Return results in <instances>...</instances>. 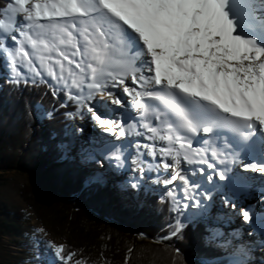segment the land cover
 <instances>
[{
    "label": "snow or ice",
    "instance_id": "snow-or-ice-1",
    "mask_svg": "<svg viewBox=\"0 0 264 264\" xmlns=\"http://www.w3.org/2000/svg\"><path fill=\"white\" fill-rule=\"evenodd\" d=\"M0 58L13 84L35 85L37 78L47 83L43 70L53 81V95L66 90L76 105L70 115L85 126L94 120L115 140L126 141L117 146L115 140L89 138L88 147L76 150L84 162L99 157L120 172L124 151L133 147L127 141L144 136L147 143H135L137 157H159L157 177L163 169L170 173L166 186L177 180L183 185V203L167 192L178 216L207 220L219 198L231 211L217 221L226 226L239 216L249 222L247 239L240 229L207 228L221 253L213 264H255L256 251H264V181L258 185L250 175L264 178V0H0ZM97 92L122 109L118 122L102 118L108 111L103 102L90 104ZM133 105L139 117L129 110ZM194 140L212 143L211 162ZM156 141L166 146L157 148ZM57 148L68 156L76 145L73 139ZM151 174L152 163H141L136 182L120 188H150ZM107 180L98 172L88 183ZM253 193L262 199L244 207L236 203L242 196L255 199ZM183 228L181 220L174 235ZM39 245L36 240L37 260ZM45 248L54 249L46 264H81L63 244Z\"/></svg>",
    "mask_w": 264,
    "mask_h": 264
},
{
    "label": "trees",
    "instance_id": "trees-1",
    "mask_svg": "<svg viewBox=\"0 0 264 264\" xmlns=\"http://www.w3.org/2000/svg\"><path fill=\"white\" fill-rule=\"evenodd\" d=\"M9 77L0 58V184L9 171L27 176L22 199L44 232L63 239L65 251L75 249L87 264H213L221 255L205 236V220L185 223L174 235L180 220L167 200L142 189L117 191L109 181L88 183L103 164L66 159L57 148L69 139V113L76 108L66 90L53 95L51 80L24 87ZM25 222V211L0 202V239ZM24 245L35 243L29 238ZM24 264L45 262L32 258Z\"/></svg>",
    "mask_w": 264,
    "mask_h": 264
},
{
    "label": "rangeland",
    "instance_id": "rangeland-1",
    "mask_svg": "<svg viewBox=\"0 0 264 264\" xmlns=\"http://www.w3.org/2000/svg\"><path fill=\"white\" fill-rule=\"evenodd\" d=\"M1 59L3 60L4 66L9 71L8 65L5 62V60L3 58H1ZM36 66H37V68H39V65L37 62H36ZM20 71L24 74H28L27 70L25 68H21ZM41 71H42V75L45 76V79H51L50 77H47V74L45 72H43V70H41ZM74 91L75 90H73V92ZM101 94L102 93L97 92L95 94L92 102H96V101L103 102L107 106L108 111L105 112V114L103 115L102 118L111 119L112 114H111V111H109V110H112V108L115 106L113 104H111L110 102H108L109 100L106 101V99H104V100L100 99ZM117 94L120 95L121 93L118 91ZM71 113H74V112H71ZM40 114H41L42 118H44L46 116L42 112H40ZM97 114H99V112ZM69 116H70L71 120H70V123L68 124L67 130H68V132L73 133V135H69L68 141L73 140V139L75 140L76 138L83 139L77 145V149L81 145L88 147L89 146V138H92L94 134H95L94 136H96V138H99L101 140H105V141L115 140L114 137L108 136V134L94 120H91V119L87 120L86 126L84 125V127H83V133L80 134L79 130L81 129V127L80 128L78 127V120L80 119L79 116L78 115H75V116L69 115ZM122 142L126 143L123 139L115 140V143L117 146L121 145ZM135 143L136 142H133V141L131 142V144L133 145V147L131 149L129 148V149H127V151L121 150V151H124V155L127 157V159L125 160V168L122 170L123 172H126V174H125L126 179L122 183H135L136 180L134 178L138 175V169H139L140 164L141 163H144L145 165L147 164V160H146V158L148 157L147 155H146L144 161L136 162L137 155H136L135 150H134ZM115 151L116 150L114 149L113 152H115ZM112 154H113L112 152H109V153H106V156H110ZM74 155H75V157H74ZM64 157L66 159L67 158L68 159H75L79 163L84 162L82 160V158L76 154V152L72 156L71 155H68V156L64 155ZM96 161L99 162L100 158L97 157ZM100 163L104 164V167L100 168V170L98 172L105 173V175H107V177H108L107 181H109L110 184L112 185L111 187L115 190H118V185L113 183L112 177H113V175H119V173L121 171L116 172L114 170V168H110L109 163L106 160H104ZM111 164L114 166L115 161H112ZM153 176H154V171H153V174H151L149 177L146 178L147 184L150 186V188H145L146 190L150 191L152 194H158L162 198L170 200L171 205H172L171 197L167 196V192L171 191L173 193V195H175L177 197V199L180 200L181 203H183V196L181 195V193L175 192L176 191L175 189L173 190L172 188H168V186H166L164 184L165 178L157 177V176L153 177ZM3 178H4V180L0 184V202L6 203L7 205L14 207L16 209H20V210L25 211L26 212V222L23 224L22 229L18 230L17 232L6 230V232L2 235V237L0 239V261L3 263L24 264L26 261L36 257L37 248L35 245H36V240H39L40 241L39 254L41 255L40 260L42 262H45V264H46V262L54 255V249L53 250H46L45 244L46 243H52L54 245L63 244L65 246L64 241L58 235L44 232L42 227H41V224L37 221L34 213L32 212V210L29 209L28 205L22 199L20 192H19V189L23 184H25L28 181L27 176L21 172L9 171V172H6L4 174ZM157 179L159 180L158 184L156 183ZM152 180H154L155 183L152 182ZM109 182L105 183V184L110 185ZM181 189H182V186H180V190ZM222 205L223 204L221 203L220 199L218 198L216 201V204L212 210L211 218L213 219V223H206L205 226L207 228L218 226L216 224V219H215V217L217 215L225 216L230 212V210H227L229 212L225 211L227 213L222 214L221 209H220V208H222ZM223 210H224V207H223ZM188 211L194 212L195 210L189 209ZM3 216H5V214L1 215V217H3ZM179 218H180V220L183 221L184 224L189 222L188 220H184L181 216ZM240 218L241 217H239V216H236L233 218L232 221L236 222V224H234L235 228H233V229L234 230L240 229L244 238L247 239L248 238L247 234L249 233V232H247L248 228H245V225L242 224V222L241 223L239 222V221H242V218L241 219ZM222 224H223V221H222ZM224 228L227 229V230H224L225 232H229L228 229H230V228H227L225 226H224ZM38 230H42V231H38ZM243 230H245V232H242ZM29 238L35 243V245H34V247L25 248V247H27V245H24V241L26 239H29ZM68 251L74 252L76 254L75 260L81 261V264H87L83 260L82 256H80L76 252L75 249L71 248ZM255 256H256L255 264H261L260 258L264 257V251H256ZM204 261H206V260H204ZM206 263H207V261H206Z\"/></svg>",
    "mask_w": 264,
    "mask_h": 264
},
{
    "label": "bare ground",
    "instance_id": "bare-ground-1",
    "mask_svg": "<svg viewBox=\"0 0 264 264\" xmlns=\"http://www.w3.org/2000/svg\"><path fill=\"white\" fill-rule=\"evenodd\" d=\"M116 55H117V57L119 56V52H117L116 53ZM38 63V62H37ZM38 65H39V63H38ZM129 86H131V84H130V82H129ZM119 95V94H118ZM100 99H106V101L108 100V97H107V94L106 93H102L101 94V96H100ZM108 102H110V101H108ZM91 104H94V103H96V102H90ZM115 107H113L112 108V110H109V111H111V114H112V118L111 119H113V120H116L117 122L120 120V118H119V115H120V112L122 111V109H119L116 105H114ZM110 114V115H111ZM111 117V116H110ZM79 119V118H78ZM84 125H85V121H82V120H78V127L80 128V127H84ZM95 135V134H94ZM109 136V135H108ZM83 139H80V138H76L75 140H74V142H75V145H76V148H74V150H73V153L71 154V156L76 152V150H77V145L79 144V142L80 141H82ZM138 140H142V143H147L148 141H146L145 140V138L144 139H142V138H140V139H138ZM125 141V140H124ZM122 144H124L123 142H122ZM162 146H166L165 144H164V142H160V141H156V147L157 148H159V147H162ZM74 157H75V155H74ZM146 157V156H145ZM148 160H150L151 161V163L152 164H156L157 162H158V160H159V157H157V160L156 161H153L152 159H151V157H149V158H147ZM141 160H140V158L139 157H137V159H136V162H140ZM169 163H171V160H169ZM182 167H184V165L182 164ZM155 170H156V165H155ZM155 172V171H154ZM161 175H163L162 176V178H165V180L166 179H169L170 178V173H168V172H165L163 169H161ZM250 175H254V174H250ZM156 176V174L153 176V177H155ZM261 179V178H260ZM260 180L259 179H257V184H258V182H259ZM173 184H180L181 186H182V188H183V185H182V183L179 181V180H177L176 182H174ZM180 193H181V195L183 196V191H180ZM253 196L255 197V199H251V198H244L243 196L239 199V200H237L236 201V203L237 204H239L241 207H244V206H246V205H248V204H255L256 203V199H258V198H260L259 196H258V194H256V193H253ZM224 207H225V205H224ZM259 208V207H258ZM195 210V209H194ZM241 219V218H240ZM216 224L218 225L217 227H222V229L223 230H227V229H225L224 228V226H225V224H224V221H223V224H222V220L221 221H217L216 220ZM215 224V225H216ZM234 224H236V222H234V221H232L231 223H229V224H227L225 227H227V228H230V229H228V231L229 232H231V231H233L234 229L233 228H235V226H234ZM224 225V226H223ZM251 231V229L249 230V232ZM242 232H245V230H243ZM248 232V231H247Z\"/></svg>",
    "mask_w": 264,
    "mask_h": 264
},
{
    "label": "water",
    "instance_id": "water-1",
    "mask_svg": "<svg viewBox=\"0 0 264 264\" xmlns=\"http://www.w3.org/2000/svg\"><path fill=\"white\" fill-rule=\"evenodd\" d=\"M125 232H128V230L126 228H124ZM140 238H142V236H140ZM204 263H206V261H204Z\"/></svg>",
    "mask_w": 264,
    "mask_h": 264
}]
</instances>
